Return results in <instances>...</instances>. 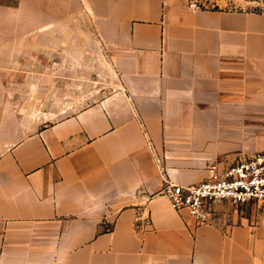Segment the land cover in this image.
I'll list each match as a JSON object with an SVG mask.
<instances>
[{
    "label": "crops",
    "instance_id": "0c3cea01",
    "mask_svg": "<svg viewBox=\"0 0 264 264\" xmlns=\"http://www.w3.org/2000/svg\"><path fill=\"white\" fill-rule=\"evenodd\" d=\"M16 1L0 0L1 67L56 57L79 18L120 86L45 127L0 109V264H264V232L197 224L163 192L264 154V12Z\"/></svg>",
    "mask_w": 264,
    "mask_h": 264
},
{
    "label": "rangeland",
    "instance_id": "374dc122",
    "mask_svg": "<svg viewBox=\"0 0 264 264\" xmlns=\"http://www.w3.org/2000/svg\"><path fill=\"white\" fill-rule=\"evenodd\" d=\"M1 3L16 7V0ZM198 7L211 10L264 12V0H192ZM81 20L74 19L72 41L54 49L56 57L46 49L42 60L25 58L22 65L0 66V109L7 112L9 121L32 122L41 127L70 117L99 101L119 88L120 79L102 52L91 42L83 43L75 27ZM25 24H32V20ZM30 36L31 35H26ZM50 36V37H49ZM59 33L41 35L40 40H61ZM37 37V38H38ZM32 38V37H31ZM29 40V39H27ZM230 226L245 225L252 232H264V203L248 206L222 205L213 221Z\"/></svg>",
    "mask_w": 264,
    "mask_h": 264
},
{
    "label": "built area",
    "instance_id": "2783aa9c",
    "mask_svg": "<svg viewBox=\"0 0 264 264\" xmlns=\"http://www.w3.org/2000/svg\"><path fill=\"white\" fill-rule=\"evenodd\" d=\"M163 192L176 212H188L197 224L211 223L222 205L244 207L264 203V154L244 158L224 170H214L199 184L182 186L168 182Z\"/></svg>",
    "mask_w": 264,
    "mask_h": 264
},
{
    "label": "trees",
    "instance_id": "16d2710c",
    "mask_svg": "<svg viewBox=\"0 0 264 264\" xmlns=\"http://www.w3.org/2000/svg\"><path fill=\"white\" fill-rule=\"evenodd\" d=\"M202 9H204V8H202ZM209 10H211V9H209ZM217 10V9H216Z\"/></svg>",
    "mask_w": 264,
    "mask_h": 264
}]
</instances>
